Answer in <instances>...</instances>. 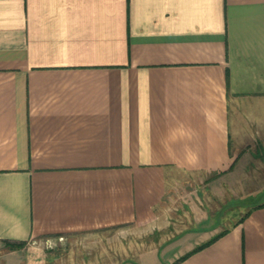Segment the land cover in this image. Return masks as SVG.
<instances>
[{
	"label": "crops",
	"instance_id": "obj_1",
	"mask_svg": "<svg viewBox=\"0 0 264 264\" xmlns=\"http://www.w3.org/2000/svg\"><path fill=\"white\" fill-rule=\"evenodd\" d=\"M0 264H264V0H0Z\"/></svg>",
	"mask_w": 264,
	"mask_h": 264
},
{
	"label": "rangeland",
	"instance_id": "obj_2",
	"mask_svg": "<svg viewBox=\"0 0 264 264\" xmlns=\"http://www.w3.org/2000/svg\"><path fill=\"white\" fill-rule=\"evenodd\" d=\"M261 198H263V196H259V197H256V198L253 197V198L250 199V201H248V203L249 204L250 203H254V202L257 201V199H261ZM231 205L233 206V203L232 202H229L228 203V206H231ZM242 207H244V206H242ZM242 207L236 206L234 208H229V209L239 208L240 209V212H241L242 211L241 210ZM228 212H230V215L227 218H230V216H231L232 219L235 220V216L232 214V211L229 210ZM228 212L227 211H222V212H220L219 215L217 214V217H218L219 221L221 222V224H222L223 215L224 214H227ZM240 212H239V210H236V214L238 216L240 215ZM214 218L216 219V217H214ZM228 220H231V219H228ZM98 235H100V234L99 233H96V232H88V233L83 234V236H80L79 235L77 238H72V237L69 238V237L63 236V237H55V239H52L50 241L51 242H57V243H64V244H67V243H69L71 241L72 242L73 241H76L77 242V247H75L74 244H72V245H73V247H75V249L76 248L79 249V253L80 252L81 253L83 252V253H88V255H91L92 253L94 254V253L100 251L101 246L98 247V245H97V243L100 244V241L97 240ZM155 238L156 237L153 234H150L149 232L147 233V232L142 231L140 233L139 232H136V233H133V234H130V235H127V236L123 235L121 241H122V243L125 246L128 247V245L130 244V242L131 243L134 242V241L135 242H140V241H142V242L143 241H147L148 242L151 239L152 240L153 239L155 240ZM42 241H45V239H43ZM82 244H83V246H81ZM94 244H95V246H94ZM83 248L86 249V250H83ZM66 252H68V251H66Z\"/></svg>",
	"mask_w": 264,
	"mask_h": 264
},
{
	"label": "trees",
	"instance_id": "obj_3",
	"mask_svg": "<svg viewBox=\"0 0 264 264\" xmlns=\"http://www.w3.org/2000/svg\"><path fill=\"white\" fill-rule=\"evenodd\" d=\"M225 231H222L221 233H219L216 237L210 239L209 241L199 245L198 247L194 248L192 251L188 252L187 254H185L183 257H181L180 259H183L184 257H187L188 255H190L191 253L203 248L204 246L208 245L209 243H211L213 240H215L217 237L221 236L222 234H224ZM22 244V243H19Z\"/></svg>",
	"mask_w": 264,
	"mask_h": 264
}]
</instances>
